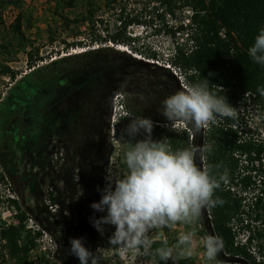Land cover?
<instances>
[{"label": "trees", "instance_id": "obj_1", "mask_svg": "<svg viewBox=\"0 0 264 264\" xmlns=\"http://www.w3.org/2000/svg\"><path fill=\"white\" fill-rule=\"evenodd\" d=\"M58 1L59 8L53 14L60 28L72 38L71 42L63 40L62 50L69 53L71 48H88L46 63L40 62L51 56L40 54L39 47L29 40L23 29V12L13 14L8 24L0 13V77H7L10 83L0 102V184L17 195H6L4 199L14 208L17 223L0 225V264H42V258L34 255L42 232L28 227L27 222L32 218L41 228L52 232L61 224L44 202L42 174L56 172L58 160L54 161V154L62 145L76 147L94 100L110 89L115 74L123 73V63L112 56L114 51L123 52L107 44L126 46L131 52L157 61L156 51L143 52L135 46L138 37L132 35L130 27L143 26L171 39L173 53L166 61L179 71L187 86L207 79L210 90L224 95L233 107L246 92L255 93L256 100L264 106V67L253 63L247 55L254 37L264 28V0H150L152 6L137 13L117 4L118 0ZM79 1L82 7L68 14L67 10L76 8ZM21 4L23 0H0V10L6 6L19 9ZM101 9L115 11L112 27L100 18ZM184 10L189 11L186 17L181 15L176 24H169L167 17L177 19V13ZM104 22L102 30L99 26ZM85 32L88 36H84ZM49 33L53 34L51 30ZM94 44L96 49L91 48ZM19 52L25 53L29 70L23 75L9 64ZM234 121L220 119L203 134L195 132L193 139L185 130H168L158 123H153V132L173 150L194 144L212 145V152L197 156L196 162L198 167L211 168V174L217 178L226 172L228 183H221L215 192L224 203L203 209L197 219L207 223L210 235L222 238L220 259L232 264H264V260L257 261L249 252L255 240L257 252L264 256V169H257L262 185L251 203L246 204L241 193L230 189L238 181L241 191L254 183L251 175H236V154H245L249 161H258L262 166L264 146L250 140L238 141V132L231 127ZM18 182L20 185L14 188L13 184ZM26 185L41 193L39 205L29 210L20 201ZM52 188L45 190L51 202L58 203ZM178 241L153 239L146 253L154 264H196L193 258L182 254ZM162 249L171 257L167 261H161ZM46 263L44 260L43 264Z\"/></svg>", "mask_w": 264, "mask_h": 264}, {"label": "rangeland", "instance_id": "obj_2", "mask_svg": "<svg viewBox=\"0 0 264 264\" xmlns=\"http://www.w3.org/2000/svg\"><path fill=\"white\" fill-rule=\"evenodd\" d=\"M149 1L118 0L117 4L126 5L127 10L137 13L144 11L147 7L150 8L153 3H149ZM58 2V0H23L22 7L19 9L6 6L0 10L5 24L11 21L16 12H23V29L29 40L33 42L34 46L39 47L40 54L49 53L51 56L40 63H46L56 57L77 53L88 48H71L69 53L62 50L63 40L71 42L72 38L68 37V33L60 28L59 20L53 14V11L59 8ZM81 7L82 4L79 1L77 7L67 10V13L72 15ZM114 13L113 9H101L99 16L112 27L115 19ZM187 14L189 11L184 10L183 13H177V19L170 17L166 19L169 24H176L175 22H178L181 15L186 17ZM105 26L106 22L100 24L99 28L104 30ZM50 30L53 34L49 33ZM130 32L138 37L135 46L140 47L143 52L150 50L157 52V61L131 52L130 48L126 46L107 44L114 50L123 52L114 51L112 56L116 57V62L123 63L124 71L115 74L109 83L110 89L106 90L103 96L99 95L94 100L95 103L93 102L91 111L84 122V130L76 147L72 145L68 148L60 146L58 154L61 156L56 162V172L42 174L44 197L48 194L46 188L53 187L56 190L55 193L59 199L58 208L56 215L52 216L61 221L59 227L52 232L41 228L31 218L32 224L42 232L39 238V248L34 253L42 258V264L44 260H47L46 264H79L78 258L68 251L71 238H84L85 246L93 252L96 251L99 264H154L153 259L142 249L111 246L108 241L114 231V226L105 225V231L101 235L91 223L93 217L99 218L104 215V213L93 210L90 205L100 200L101 192L97 189H103L106 183L105 175H108L109 178L121 179L127 173V169L124 167V152L129 143H134L135 140L130 141L125 137L123 129L128 124L130 117H149L153 123H158L168 130L176 132L185 130L191 139L195 135L193 129L184 124L181 125V122H178V126L172 129V125L177 123L170 124L160 113L162 101L167 96L187 87L184 77L176 68L169 67L168 61H166L173 53L171 39L163 33L156 34L153 29L138 25L130 27ZM88 34L85 32L84 36H88ZM97 47V44L91 46L95 49ZM139 60L145 63H140ZM9 64L21 71L22 75L29 72L26 68L24 52H19L16 59ZM9 85L7 77H0V102ZM207 128L202 129L200 133L203 134ZM142 138V136H137L135 139ZM152 138L161 140V137L153 131ZM19 185L20 182L13 184L14 188ZM81 190L82 194H80ZM6 195L17 196L12 190L8 191L3 184H0V225L13 223L16 220L14 208L4 202ZM40 196L41 193L36 192L34 187L26 185L20 201L22 206L29 210L39 205ZM206 213L209 214V209L206 210ZM208 218L210 219V216ZM252 224L254 223L252 222ZM189 232L193 233V243L191 251L188 246H182L184 256L193 258L196 264H232V262L223 261L218 256L213 261L206 259L203 240L210 233L207 223L198 221V219L191 224L175 223L155 230L151 233V238L179 239L182 234ZM57 236L61 239H56Z\"/></svg>", "mask_w": 264, "mask_h": 264}, {"label": "clouds", "instance_id": "obj_3", "mask_svg": "<svg viewBox=\"0 0 264 264\" xmlns=\"http://www.w3.org/2000/svg\"><path fill=\"white\" fill-rule=\"evenodd\" d=\"M247 55L253 63L264 67V28L254 37ZM160 113L170 124L181 122L197 133L220 119L235 118L237 114L224 95L210 90L207 79L190 83L167 96ZM153 127L149 117L129 118L123 135L135 142L129 143L124 152L127 173L121 179L105 175L103 189H97L101 198L90 205L96 212L104 213L91 219L97 232L103 235L105 225L114 226L108 241L111 246L147 252L155 230L175 223L191 224L203 209L224 203L215 192L221 183H228L226 172L217 178L211 174V168H201L196 163L197 156L212 152V145L194 144L173 150L166 142L152 138ZM137 136L143 138L135 139ZM178 243L191 251L193 233L182 234ZM69 244L68 251L78 258L79 264H99L96 251L85 246L84 238H71ZM223 246L221 237L206 236L203 240L206 259L215 260ZM160 256L161 261L171 258L163 249Z\"/></svg>", "mask_w": 264, "mask_h": 264}, {"label": "built area", "instance_id": "obj_4", "mask_svg": "<svg viewBox=\"0 0 264 264\" xmlns=\"http://www.w3.org/2000/svg\"><path fill=\"white\" fill-rule=\"evenodd\" d=\"M169 66V65H168ZM170 67V66H169ZM236 117L234 118L235 121L231 124V127L238 132L239 140L238 141H246L250 140L258 144H262L264 146V106L259 103L256 100V94L253 92H246L244 96L237 102L236 106ZM219 121V120H218ZM178 122L175 125H172V129L178 126ZM183 125V123H180ZM60 154H54L53 159L54 161L60 159ZM236 157L239 160V166L237 170L236 175L244 176V175H251L252 180L254 181L253 184L248 186V189L242 190V185L238 181V183L230 185V189L232 191L241 193L245 198L243 202L246 204L251 203L254 201V193L256 191H259V188L262 185V175H258L257 169L259 167H262L264 169V157H262V166H260V163L258 161H249L245 154L239 155L236 154ZM252 188H255L252 190ZM247 192V193H246ZM250 192V193H248ZM253 196V199L251 197ZM44 202L47 206L48 211L55 215L57 213L58 205L57 203L51 202L50 197L48 194L46 195ZM247 218V217H245ZM14 224L17 223V221H13ZM28 227H31L33 229H39L36 228L32 224V219H28ZM153 240V239H152ZM245 239L241 240V243H243ZM249 252L252 253L253 256L256 257L257 261L264 260V256H260V254L257 252L256 249V241L253 240V243L251 247H249Z\"/></svg>", "mask_w": 264, "mask_h": 264}]
</instances>
